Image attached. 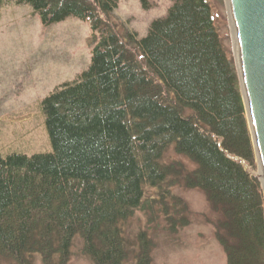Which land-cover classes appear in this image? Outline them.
Masks as SVG:
<instances>
[{
    "label": "trees",
    "instance_id": "16d2710c",
    "mask_svg": "<svg viewBox=\"0 0 264 264\" xmlns=\"http://www.w3.org/2000/svg\"><path fill=\"white\" fill-rule=\"evenodd\" d=\"M11 1L0 0V10ZM170 1L146 37L124 40L103 18L119 0H15L44 28L89 22L94 46L90 68L43 101L53 151L0 154V257L67 264L80 235L95 264H123L124 224L144 187L173 172L221 213L228 264H264V198L242 163L256 154L237 65L207 0ZM172 144L197 169L163 164ZM148 261L143 252L140 263Z\"/></svg>",
    "mask_w": 264,
    "mask_h": 264
},
{
    "label": "rangeland",
    "instance_id": "374dc122",
    "mask_svg": "<svg viewBox=\"0 0 264 264\" xmlns=\"http://www.w3.org/2000/svg\"><path fill=\"white\" fill-rule=\"evenodd\" d=\"M207 1L223 47L236 63L237 43L228 0ZM171 6L170 0H119L117 9L103 18L112 23L124 40L129 33L142 39L155 20L167 16ZM92 41L89 22L69 18L44 28L30 5H17L14 0L1 8L0 154L3 157L53 151L43 101L90 68ZM130 52L143 61L134 46ZM161 162L172 169L184 166L185 173L198 166L178 153L176 144L166 149ZM242 163L260 181L257 157L250 164ZM172 175L160 187H144L142 206L124 224L123 264H141L143 252L149 257L148 264H228L217 233L221 213L213 209L203 191L187 188L182 178L171 179ZM262 192L264 198L263 185ZM34 260L35 264H43L41 255H36ZM0 264L17 263L0 257ZM67 264H95L86 253L80 235L73 240Z\"/></svg>",
    "mask_w": 264,
    "mask_h": 264
},
{
    "label": "water",
    "instance_id": "95a60500",
    "mask_svg": "<svg viewBox=\"0 0 264 264\" xmlns=\"http://www.w3.org/2000/svg\"><path fill=\"white\" fill-rule=\"evenodd\" d=\"M236 65L264 188V0H229Z\"/></svg>",
    "mask_w": 264,
    "mask_h": 264
},
{
    "label": "bare ground",
    "instance_id": "6f19581e",
    "mask_svg": "<svg viewBox=\"0 0 264 264\" xmlns=\"http://www.w3.org/2000/svg\"><path fill=\"white\" fill-rule=\"evenodd\" d=\"M228 4H229V8H230V3H229V0H228ZM230 13H231V8H230ZM232 16V15H231ZM232 18V17H231ZM232 25H233V30H234V36H236V31H235V26H234V21H232ZM235 40H236V43H237V37H235ZM237 53V52H236ZM237 56V55H236Z\"/></svg>",
    "mask_w": 264,
    "mask_h": 264
}]
</instances>
